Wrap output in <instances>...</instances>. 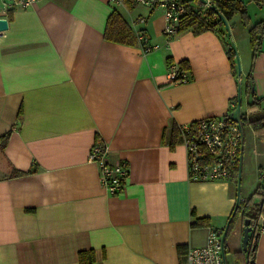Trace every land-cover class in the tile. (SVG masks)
<instances>
[{
    "label": "crops",
    "instance_id": "0c3cea01",
    "mask_svg": "<svg viewBox=\"0 0 264 264\" xmlns=\"http://www.w3.org/2000/svg\"><path fill=\"white\" fill-rule=\"evenodd\" d=\"M114 9L136 38L160 48L143 54L138 40H106ZM246 11L249 25L264 21V6L250 2ZM7 21L0 36V137L10 132L0 148V264H79L80 252H92L93 264H185L187 250L203 246L210 229H225L237 204L233 183L188 180L184 148L180 137L170 148V129L231 114L248 74L264 99V32L255 54L239 16L226 21L229 37L221 23L167 44L161 9L115 8L109 0H38ZM232 44L239 74L228 59ZM180 62L189 80L171 83L168 67ZM250 134L247 144L243 134L241 201L264 165V140ZM95 143L107 146L110 164L127 165L116 195L89 161ZM195 219L206 223L192 226ZM242 231L238 215L225 240L226 264L248 262ZM255 244L254 264H264V233Z\"/></svg>",
    "mask_w": 264,
    "mask_h": 264
},
{
    "label": "built area",
    "instance_id": "2783aa9c",
    "mask_svg": "<svg viewBox=\"0 0 264 264\" xmlns=\"http://www.w3.org/2000/svg\"><path fill=\"white\" fill-rule=\"evenodd\" d=\"M0 1L3 16L0 19L5 20L9 14L16 10L30 9L38 3V0ZM202 1L203 6L200 11L212 6L210 0ZM109 2L115 8L131 3L151 9H161L164 19L162 34L166 37L167 44L179 35L180 20L188 11L185 0H109ZM3 32L0 31V36ZM137 40L143 54L160 48L158 44H149L143 35L139 34ZM167 76L174 84H184L189 80L188 74L180 71L176 64L169 65ZM243 113L245 112L240 109V119ZM244 116L247 119V115L244 114ZM178 128L181 145L185 151L188 180L192 182L229 181L235 169L239 167L243 140L242 127L240 128L229 115H224L205 117L182 124ZM107 156V146L95 143L90 150L89 161L98 166L100 182L105 191L110 195H116L124 187L128 168L124 161L110 164ZM262 177H264V173H262ZM260 219L258 220L259 225ZM259 232L264 233V225L259 226ZM224 233L225 229H210L203 246L187 250L185 264H226L224 242L222 241Z\"/></svg>",
    "mask_w": 264,
    "mask_h": 264
},
{
    "label": "trees",
    "instance_id": "16d2710c",
    "mask_svg": "<svg viewBox=\"0 0 264 264\" xmlns=\"http://www.w3.org/2000/svg\"><path fill=\"white\" fill-rule=\"evenodd\" d=\"M212 6L202 13L200 9L196 10L188 6L187 13L181 18L178 28V33H182L187 30H192L194 34H200L202 32L211 31L214 32L215 28L222 23L221 19L215 13L214 9L220 12L226 21H229L234 16H239L241 24L248 27L249 44L253 53H257L261 46L262 32H264V21H258L253 25H249L246 4L253 2L256 5L264 6V0H210ZM104 38L110 42H114L122 45H134L137 41L136 36H134L132 29L120 15L117 10H113L108 16L105 30ZM228 59L231 63V67L235 73V54L232 49L227 52ZM179 70L184 71L188 74L189 66L186 62H180L178 64ZM189 76V74H188ZM251 74L245 79L243 86V93L247 97L246 101V111L243 113L241 118V124H248L255 136L259 140H264V99L257 97L254 89L252 88V83L250 81ZM172 83V82H171ZM237 103V98H236ZM235 103V105H236ZM244 114L247 115L245 119ZM10 137V132L2 135L0 137V148L4 149L8 139ZM179 139V128L172 124L170 129V139L169 146L173 148ZM260 182L255 191L247 199L241 201L239 200L236 210L232 212L229 218L228 231L231 227L236 216H240L242 222L247 221L251 232L249 233V242L247 247V264H254L255 248H256V238L259 231L258 220L261 215H264V177L262 173L264 170L260 171ZM18 174V173H17ZM239 180V168H236L230 181L235 185L238 184ZM205 220L195 219L192 222V226L204 225ZM227 236V235H226ZM226 240V239H225ZM224 252H226V242H224ZM178 254H182V247H178ZM79 264H93L94 258L92 252H80L78 255Z\"/></svg>",
    "mask_w": 264,
    "mask_h": 264
},
{
    "label": "water",
    "instance_id": "95a60500",
    "mask_svg": "<svg viewBox=\"0 0 264 264\" xmlns=\"http://www.w3.org/2000/svg\"><path fill=\"white\" fill-rule=\"evenodd\" d=\"M214 11L218 15V17L221 19L222 23L225 26H227V22L223 18V16L220 14V12L217 11L216 9H214ZM7 28H8L7 20L0 19V31H5V30H7ZM231 46H232L233 52L235 54V62H236V65L238 67V74H239L240 73V66H239L238 57L236 55V51H235L233 44ZM240 109H241V99H240V86H239L238 87V97H237L236 108L231 114H229V117L232 120L236 121L241 128ZM242 148H243V140H242V145H241V153H242ZM241 160H242V157L240 158L239 167H238L239 168V176H240V170H241ZM238 186H239V180H238ZM238 201H239V196L237 194V203H238ZM237 206L238 205L236 204L234 211L236 210ZM228 225H229V222L227 223V225L225 227V233H224L223 238H222L223 242H225V239H226ZM250 232H251V228L249 227L248 222L244 221L243 222V231H242L243 236H242V241H241V247H242V251L245 253L247 252V247H248V242H249V233Z\"/></svg>",
    "mask_w": 264,
    "mask_h": 264
},
{
    "label": "rangeland",
    "instance_id": "374dc122",
    "mask_svg": "<svg viewBox=\"0 0 264 264\" xmlns=\"http://www.w3.org/2000/svg\"><path fill=\"white\" fill-rule=\"evenodd\" d=\"M120 9H123V8H119V10ZM123 12V11H122ZM123 14H125L124 12H123ZM228 27V28H227ZM229 29V26H225L224 24H223V27H222V30H223V32H224V35H226L227 37H229V34H230V29ZM234 46V48H235V51H236V55H237V57H238V61H239V66H240V73L242 72V70H243V67H242V63H241V60H240V57H239V51H238V49H237V46L234 44L233 45ZM241 46V45H240ZM232 47V46H231ZM239 49H240V47H238ZM236 68H237V74H238V67H237V65H236ZM241 110L243 111V112H245L246 111V101H247V99H246V96H245V94L242 92V96H241ZM242 127V133L244 134V141H245V144H247V142H248V136H250L251 134L250 133H253L252 135H253V137H254V139H257V140H259V138H257L256 136H255V134H254V132H253V130H252V128L248 125V124H246V123H243V125L241 126ZM254 170H258V176L260 177V174H261V172L260 171H262V170H264V165H261L260 167H256ZM245 171H246V168H245ZM241 173V172H240ZM242 174H240V176H239V186H238V184L237 185H235L234 183H233V185H234V187H235V190H236V195L238 194V196L240 197V194H241V192H240V189H242ZM259 185V183L256 185V187L253 189V191L250 193V195H252V193L255 191V189L257 188V186ZM249 195V196H250ZM248 196V197H249ZM247 197V198H248ZM236 224H237V222L235 221L234 223H233V225L234 226H236ZM229 235L231 236L232 235V230L230 231V233H229ZM229 236V237H230Z\"/></svg>",
    "mask_w": 264,
    "mask_h": 264
}]
</instances>
